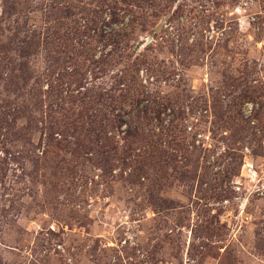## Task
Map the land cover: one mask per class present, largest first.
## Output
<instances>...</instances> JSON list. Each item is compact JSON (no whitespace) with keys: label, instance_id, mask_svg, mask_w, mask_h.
Segmentation results:
<instances>
[{"label":"rangeland","instance_id":"rangeland-1","mask_svg":"<svg viewBox=\"0 0 264 264\" xmlns=\"http://www.w3.org/2000/svg\"><path fill=\"white\" fill-rule=\"evenodd\" d=\"M0 264H264V0H0Z\"/></svg>","mask_w":264,"mask_h":264}]
</instances>
